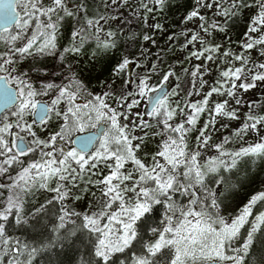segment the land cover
I'll return each instance as SVG.
<instances>
[{
    "label": "snow or ice",
    "instance_id": "6c2138e0",
    "mask_svg": "<svg viewBox=\"0 0 264 264\" xmlns=\"http://www.w3.org/2000/svg\"><path fill=\"white\" fill-rule=\"evenodd\" d=\"M168 7L0 0V264H264V0Z\"/></svg>",
    "mask_w": 264,
    "mask_h": 264
},
{
    "label": "trees",
    "instance_id": "16d2710c",
    "mask_svg": "<svg viewBox=\"0 0 264 264\" xmlns=\"http://www.w3.org/2000/svg\"><path fill=\"white\" fill-rule=\"evenodd\" d=\"M190 3L191 0H169V7L167 9L178 7L180 17L181 12H183L184 8L189 6ZM240 26H242V24ZM237 31H239V26L237 27ZM66 37L67 33H65L64 38L61 39V44L67 42ZM239 177V184L231 189L234 203L240 201L246 202L253 192L264 188V161H252L251 159L243 160L240 163Z\"/></svg>",
    "mask_w": 264,
    "mask_h": 264
},
{
    "label": "rangeland",
    "instance_id": "374dc122",
    "mask_svg": "<svg viewBox=\"0 0 264 264\" xmlns=\"http://www.w3.org/2000/svg\"><path fill=\"white\" fill-rule=\"evenodd\" d=\"M102 2V0H101ZM121 11L125 14L128 15L129 10L128 9H121ZM157 19H160L162 23H165L167 31H165L163 34H158L156 36V39L158 41L157 45L152 47L149 44H145L146 47H152V51L153 53H156L158 51H160L163 48L167 47V35L169 32L171 31H176V25L179 23V8L178 7H174L172 9H166V11L164 13L161 14L160 17H157ZM177 21V22H176ZM153 21L150 19L149 20V24H151ZM242 24V22H241ZM126 27H130L132 31H137L140 28V24L133 19L132 23L130 25H127ZM145 30H149L150 29H145ZM164 59L171 64L172 61L179 55H181L178 51H170L167 53H162ZM81 60L84 63H87V59L85 57H81ZM170 86L174 87L175 84L177 83V81L175 80V77H172L170 80ZM258 91V90H257ZM258 98V97H257ZM147 101H143L142 102V107L145 108Z\"/></svg>",
    "mask_w": 264,
    "mask_h": 264
},
{
    "label": "water",
    "instance_id": "95a60500",
    "mask_svg": "<svg viewBox=\"0 0 264 264\" xmlns=\"http://www.w3.org/2000/svg\"><path fill=\"white\" fill-rule=\"evenodd\" d=\"M148 107V102H147V104H146V107L145 108H147Z\"/></svg>",
    "mask_w": 264,
    "mask_h": 264
}]
</instances>
